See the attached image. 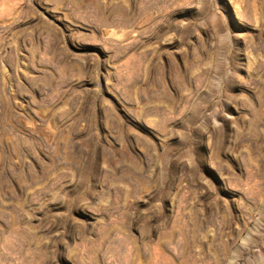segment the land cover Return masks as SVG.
Returning a JSON list of instances; mask_svg holds the SVG:
<instances>
[{"label": "rangeland", "instance_id": "374dc122", "mask_svg": "<svg viewBox=\"0 0 264 264\" xmlns=\"http://www.w3.org/2000/svg\"><path fill=\"white\" fill-rule=\"evenodd\" d=\"M0 264H264V0H0Z\"/></svg>", "mask_w": 264, "mask_h": 264}]
</instances>
